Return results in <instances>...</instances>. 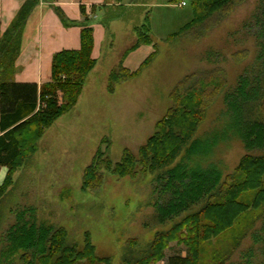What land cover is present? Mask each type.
Returning a JSON list of instances; mask_svg holds the SVG:
<instances>
[{"label":"trees","instance_id":"1","mask_svg":"<svg viewBox=\"0 0 264 264\" xmlns=\"http://www.w3.org/2000/svg\"><path fill=\"white\" fill-rule=\"evenodd\" d=\"M43 1L52 3L55 0ZM40 2L27 0L7 31L0 34V166L8 168L0 193L9 185L14 165L29 146L23 144L24 133L33 132L31 138L36 137L38 141L47 128L71 112L97 65L93 57L94 29L86 8L81 6L85 19L81 23L80 49L63 50L53 56L52 81L39 87L13 80L22 50L23 31ZM247 2L192 0L193 19L169 40L178 37L201 40ZM57 12L65 21L60 11ZM253 15L243 30L254 37L257 56L240 74L237 84L224 90L222 113L226 127L207 139L209 147L199 148L202 142L197 133L209 108L206 97L209 98L210 85L215 92L220 88L208 82L213 74L203 71L185 77L176 86L170 96L172 106L137 155L126 150L121 161L113 164L99 149L86 168L84 191L95 189L102 180L103 169L118 177H136L140 171H162L153 188L157 196V222L166 224L187 214L169 232L159 233L143 256L127 258L125 264H152L165 259L168 264H227L251 231L254 246L245 253V261L241 264L254 263L255 247L262 256L260 264H264V121L258 116H264V2L258 4ZM135 31L136 42L127 49L110 75L109 92L113 93L119 83L138 76L154 58L156 52L134 72L124 67L126 57L141 46L157 47L151 35L150 18ZM235 137L242 142L247 154L237 171L224 179V165L219 158L223 145ZM33 143L36 150L37 142ZM202 204L201 209L192 213ZM34 211L32 208L17 212L16 222L3 237L0 263H7L21 253V264H79L83 261L110 264L108 258L97 256L89 234L81 250L68 241L65 229L39 221L34 214L27 218L26 213ZM258 222L261 223L259 229ZM171 240L186 245V255L174 254L167 258L164 251Z\"/></svg>","mask_w":264,"mask_h":264},{"label":"rangeland","instance_id":"2","mask_svg":"<svg viewBox=\"0 0 264 264\" xmlns=\"http://www.w3.org/2000/svg\"><path fill=\"white\" fill-rule=\"evenodd\" d=\"M181 1L186 4L180 6ZM191 1L106 2L99 23L106 26L107 34L98 67L89 74L77 106L47 128L38 141L36 137L31 138L33 132L23 135V144L29 146H24L9 185L0 193V259L3 237L16 222L18 211L35 209L33 213H26L27 218L34 214L39 221L65 229L68 241L81 250L89 234L97 256L108 258L110 264H125L127 258L143 256L159 233L169 232L187 216L166 224L157 222V196L153 188L162 171H140L136 177H118L103 169L102 180L95 189L84 191L82 186L84 172L99 149L113 164L121 161L126 150L138 154L172 106L173 90L193 73H212L208 82L220 88L215 92L209 87V98L206 97L209 108L197 133L202 142L199 148L209 147L207 139L226 127L222 113L224 90L237 84L240 74L257 56L256 41L244 32L243 26L252 20L258 4L264 0H248L201 40L187 37L169 40L193 19ZM149 18L151 35L157 44L154 58L138 76L119 83L113 93L109 92L112 71L126 49L137 40L132 30L148 23ZM258 116L264 121L263 115ZM33 142H37L36 150ZM222 149L219 160L224 165L226 179L237 171L247 152L237 137L229 138ZM203 205L194 208L192 213ZM256 227L259 229L261 223ZM252 233L242 240L227 264L245 261V253L254 246ZM186 249L183 243L171 240L164 252L168 258L174 254L186 255ZM255 249L257 257L253 264H260L262 256ZM21 257L18 253L0 264H21ZM152 264L168 263L165 259Z\"/></svg>","mask_w":264,"mask_h":264},{"label":"crops","instance_id":"3","mask_svg":"<svg viewBox=\"0 0 264 264\" xmlns=\"http://www.w3.org/2000/svg\"><path fill=\"white\" fill-rule=\"evenodd\" d=\"M26 1L0 0V34L7 31ZM107 1L109 0H55L48 3L41 0L23 31L22 50L13 80L17 83L37 84L39 87L52 81L53 56L63 50L80 49L81 23L85 19L81 6L86 8L94 29L93 57L97 60V69L101 46L107 34L106 26L99 22ZM57 10L65 17V21ZM132 31L136 36L135 30ZM153 51V46H141L126 57L124 67L132 72L137 71ZM7 174L8 168L0 166V186Z\"/></svg>","mask_w":264,"mask_h":264},{"label":"built area","instance_id":"4","mask_svg":"<svg viewBox=\"0 0 264 264\" xmlns=\"http://www.w3.org/2000/svg\"><path fill=\"white\" fill-rule=\"evenodd\" d=\"M185 4H186V3L183 2V3L180 4V6H184Z\"/></svg>","mask_w":264,"mask_h":264}]
</instances>
